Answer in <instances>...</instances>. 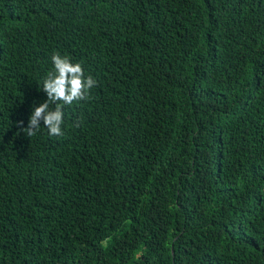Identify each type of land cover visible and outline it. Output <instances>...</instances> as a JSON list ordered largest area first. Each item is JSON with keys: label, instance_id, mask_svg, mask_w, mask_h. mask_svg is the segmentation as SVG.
<instances>
[{"label": "trees", "instance_id": "1", "mask_svg": "<svg viewBox=\"0 0 264 264\" xmlns=\"http://www.w3.org/2000/svg\"><path fill=\"white\" fill-rule=\"evenodd\" d=\"M0 264H264V0H0Z\"/></svg>", "mask_w": 264, "mask_h": 264}, {"label": "clouds", "instance_id": "2", "mask_svg": "<svg viewBox=\"0 0 264 264\" xmlns=\"http://www.w3.org/2000/svg\"><path fill=\"white\" fill-rule=\"evenodd\" d=\"M51 61L53 67L40 83L47 99L33 108L27 127L22 128L28 137L37 134L41 128V121L49 136L63 137L65 106L89 100L91 90L98 84L91 74L85 75L81 62H73L68 55L56 51L52 54Z\"/></svg>", "mask_w": 264, "mask_h": 264}]
</instances>
